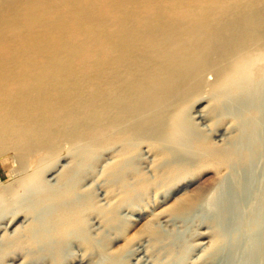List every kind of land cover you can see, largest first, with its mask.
I'll return each mask as SVG.
<instances>
[{
    "label": "bare ground",
    "instance_id": "1",
    "mask_svg": "<svg viewBox=\"0 0 264 264\" xmlns=\"http://www.w3.org/2000/svg\"><path fill=\"white\" fill-rule=\"evenodd\" d=\"M209 73V86L227 99L261 90L264 0H0V157L13 152L23 165L31 155L52 160L65 146L116 142L130 157L143 141L166 160L189 157L203 143L185 107ZM260 95L252 113L264 111ZM168 169L166 177L177 170ZM41 176L20 181L0 204L27 187L33 195L48 189ZM67 186L45 201L59 202ZM68 216L56 219L60 234Z\"/></svg>",
    "mask_w": 264,
    "mask_h": 264
},
{
    "label": "rangeland",
    "instance_id": "2",
    "mask_svg": "<svg viewBox=\"0 0 264 264\" xmlns=\"http://www.w3.org/2000/svg\"><path fill=\"white\" fill-rule=\"evenodd\" d=\"M205 80L185 107L203 143L189 157L166 160L150 141L135 145L128 166L119 142L65 146L50 162L1 156L0 196L40 171L50 186L0 204V264H264V111L250 110L264 80L240 101L213 91V74ZM169 167L177 170L166 177ZM66 186L61 202L45 201ZM67 211L60 234L56 219Z\"/></svg>",
    "mask_w": 264,
    "mask_h": 264
}]
</instances>
